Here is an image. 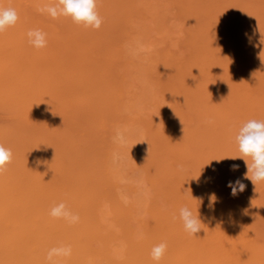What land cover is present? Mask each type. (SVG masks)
<instances>
[{
  "label": "rangeland",
  "instance_id": "374dc122",
  "mask_svg": "<svg viewBox=\"0 0 264 264\" xmlns=\"http://www.w3.org/2000/svg\"><path fill=\"white\" fill-rule=\"evenodd\" d=\"M56 3L57 0H0V8H14L19 16L14 26L0 33V65H9L6 71L0 68V144L11 150L10 163L17 159L19 163L21 160L20 164L26 163L25 160H29V157L25 158L28 156L26 153L32 151L46 153L56 149L55 151L65 155L63 159L70 157L71 161H74L80 156L94 159L92 165L98 169L103 167L106 149L111 148L112 151L116 149L113 151L114 154L112 153V161L119 174L115 191L120 194L124 205L131 202L133 207L135 206L134 212L137 217L147 219L153 209L169 211L173 205H170L171 201L167 203L170 197L165 194L166 189L154 181L155 171L160 169L167 156H170L162 149L163 144L160 143L157 148L156 144L160 140L173 142L177 139L179 144L184 146L189 145L187 143L190 139L192 145L196 140L202 141V137H205L203 140L206 141L211 138L210 135L216 138L227 124L234 126L236 123V126H241L251 119L264 120V114L262 115L264 112L260 109L261 106L264 107V0H97L96 10L102 18L99 29L76 24L70 17L58 16L54 19L47 12L40 11ZM36 28L47 34V46L41 49L34 48L28 43V31ZM260 59H263V62ZM71 71H77L78 77H96L95 79L101 83L94 92L84 91L83 95L74 94L77 87L66 89L62 85L65 90L58 95L53 88L48 90L44 88L47 81L52 82L63 73ZM18 80L30 87V92L26 93L24 98L22 96L24 101L20 102L14 100L18 98L15 96L18 94L12 93V89L14 90L12 82ZM21 85L18 86L19 92ZM109 87L119 91L117 97L120 98H116L118 99L116 103L108 99V96L107 99L104 98L105 95L100 96L110 90ZM85 95L86 97H83ZM80 96L86 99L81 97L76 100L75 97ZM250 97H253L252 103H255L254 98L256 99L258 109L254 104L255 107L252 106ZM244 99L246 102L250 100L247 108L245 105V108H241ZM63 100L64 102H61ZM23 103H26V107ZM229 104L234 108L232 113L235 112L237 115L234 113V118L233 116L230 118L231 123L227 121L224 123L223 119H227L230 114ZM212 107L213 109H210ZM46 109L51 112L47 113ZM23 110H27V113ZM252 111L255 113L254 117ZM212 112L214 113L212 116L217 114L214 118L215 123L210 122L213 119L208 117ZM223 112L226 113L222 114ZM242 114L246 115L242 117ZM149 123L150 125L153 123L152 126ZM208 124L211 125L210 128ZM154 125L159 130L153 128ZM200 128L207 133V137ZM152 129L153 131L149 133L148 131ZM161 130H164V134ZM117 131L124 134L123 142L114 141ZM210 131H213V134H210L212 133ZM216 131L217 133H214ZM152 133H156L155 135L160 133V137H155L154 134L150 137L149 134ZM166 133L171 137L165 135ZM216 134L219 135L215 136ZM177 141L174 143L179 145ZM194 145L192 146L196 152ZM151 149H154V152H151L150 156V151H153ZM75 150L81 155L73 156L72 151ZM208 150L204 149L209 154ZM159 154L160 156H157ZM152 156L156 158L155 161ZM36 159L34 161H38ZM181 160L180 163L185 162ZM84 162L86 160L81 162L82 166L85 165ZM150 162H153L154 167ZM188 165L190 170L193 168L196 170V158L190 161L188 159ZM257 186L259 187L257 190H261L258 199L264 198V182ZM163 195L168 196V199ZM257 202L258 206L255 204L251 212L254 213L252 215L247 213L246 217L250 218H247V221L248 223L250 221L248 227L253 228L252 234L254 232L255 236L263 241L264 202L261 204ZM256 213L258 214L255 215ZM251 219H255V225L253 224L255 228L251 225ZM259 220L260 222H257ZM259 229H262L263 233Z\"/></svg>",
  "mask_w": 264,
  "mask_h": 264
},
{
  "label": "bare ground",
  "instance_id": "6f19581e",
  "mask_svg": "<svg viewBox=\"0 0 264 264\" xmlns=\"http://www.w3.org/2000/svg\"><path fill=\"white\" fill-rule=\"evenodd\" d=\"M3 40L5 41V38ZM260 60L263 62V59ZM8 66L1 64L0 68H4L6 71L7 69H9ZM105 77L106 76H104V78ZM95 78H93L92 76L78 77L77 71H73V72L71 71V73H66V74L63 73L56 80L52 82L47 81L44 88H46L47 90L53 88V90H55V92H57L58 95L65 90L61 87L62 85L66 89L67 87L68 88L77 87V90L74 91V94L78 93V95L79 94L83 95L84 91H87L88 93H90L91 91L94 92L96 87H98V85L101 83V81L99 82ZM108 81L110 80H107V82ZM20 84H22L20 90L23 93L19 92L18 90L19 89L18 86ZM101 85L104 86L103 84ZM12 86H13L12 88H14V90L12 89V93L16 92L18 94L15 95L18 98L14 100H18L19 102L23 100L26 93L30 92L29 85L24 82L20 83V80L12 82ZM108 89L110 90L106 91L105 94L103 92V94L101 95L99 94V95L101 97H103L102 95H105L104 96L105 99H107L108 96L109 97L108 99H111L113 102L116 103V101L118 100L116 98L119 97V96L117 97L119 91L117 92V89L113 90V88L110 87ZM100 90H102L101 87ZM81 97L82 96L75 98L76 100H78L81 99ZM83 97H86V95ZM243 97L246 98L245 96ZM88 99H90V97H88ZM251 99L252 100L249 101L252 104V106L253 107L257 106L258 104H255L256 99L254 98L255 103L254 102L252 103L253 97ZM101 100L103 99L101 98ZM27 102H28L27 104L30 103L29 100ZM61 102H64V100ZM67 102L69 101L67 100ZM248 102H246V100L244 99L241 108H243L244 105L246 107ZM231 103L233 104V102ZM23 104H25L26 107V103ZM228 106L230 107V104ZM253 107L250 108L253 110L254 109ZM262 107L263 106L259 108L264 112L263 110L264 107L263 109ZM250 108H248V110H250ZM255 108L258 109V106ZM210 109H213V107ZM229 109L230 110H228V112H230V114H228L227 116L228 120L224 118L223 119L224 123L226 121L229 123L231 121L230 118L232 116L234 118V116L237 115L235 112H234L235 115L234 113H232L234 111L233 107L232 108L230 107ZM23 111H26L27 113V110H23ZM49 111H47V113ZM253 111L251 112V114L254 117L255 113ZM139 112L140 110L138 111V113ZM225 113L226 112H223L222 114ZM212 114L214 115V113L212 112L211 114H209L208 117L210 119H213L212 121L210 120V122L213 123L216 120V119L214 120V118L217 114L215 116H212ZM251 114L249 116H251ZM263 114L264 113H262V115ZM245 115L242 114V117H244ZM237 117L240 119L239 116ZM123 118L125 119V117ZM207 119L206 121H209ZM247 119H251V118H247ZM78 120L81 121V119ZM242 120L243 119L240 120V123H242L241 122ZM139 122L141 123V120H139ZM165 122L166 124L168 123L167 120ZM145 123L147 124V122ZM152 124L150 126H152ZM219 125L220 124H218V127ZM231 125L227 124L224 127V129H221L222 132L221 133L219 132L220 135L216 134L215 136L219 135L216 138H213L212 135H210L213 134V131H210L212 132L210 134L208 132V134L211 136L212 139L209 137L210 139L206 141L203 140L205 137L201 136L202 141L198 142L196 140V143H194L195 145L192 144L196 146L195 147L196 152L194 151V147L190 144V139H188L189 143H187L189 145L185 144L184 146L180 145L177 139L174 141H177L179 145L174 143V141L172 142L170 140H167L166 142H162V140H160V142L158 141L159 143L156 144V146L158 145L157 148H159L160 143L163 144L162 149H165V151H167V153L170 154V156H167V158L162 164H161L162 161L160 162L162 166L160 169L155 171L154 181L155 183H158L160 187L166 189L164 190V192L165 194L167 193L166 195L170 197L169 202L167 203H170L171 201L172 203H170V205L171 204L173 205L169 211L168 210L161 211L162 209L159 210V208L153 209L151 212H149L150 216L147 219H141V217L139 216L137 217L136 212H134L135 206L133 207L131 202L129 205H124V203L121 200L122 198L120 197V194L117 193V191H115V187L118 185L117 178L119 177V174L117 172L118 171L117 168L114 167L112 161V153L116 149L113 151L110 150L111 148L106 149L107 151L105 153L106 157L104 158L103 161V167L98 169H96V167L92 165L94 163V159H85L84 157L80 156L81 154L78 155L77 153L78 150H75L76 152L72 151L73 156L75 155L80 156V157H76L77 159L74 157L76 159V160L74 159V161H71L70 157L69 158L64 157L65 159H63L62 157L65 155H63L59 151H55L56 150L55 148H54L55 150H53L52 152L48 151L46 153L43 152L37 153L32 151L30 153H26L28 154V156L26 155L25 158L29 157V160H25L27 162L24 164H20L21 160L20 163L18 162V159L16 161L13 160L14 163L7 164L5 172L2 175H0V264H49L47 260L48 251L53 247H61V246H70L72 250L71 255L67 257L65 256L54 257L56 264H157V262L153 261L151 258V251L154 246L160 243H166L167 249L163 258L158 262V264H264V240H263L264 235L263 238L261 237L263 241H260L259 240L260 237L259 238L256 237L254 232L252 234L253 228L250 229V227H248L250 226L249 224L250 221L248 223L247 218L249 217H246L248 214L252 215L254 213V212L251 213L254 205L258 203L257 201H259L260 204L261 202H264V198L258 199L261 190L258 191L257 185L256 186L253 185V183L250 180L244 178V174L247 171L245 162L239 158L231 159L232 157L238 155L237 144L235 142V135L240 127L238 125L236 126V123L234 126ZM169 126L170 125H168V127ZM210 126L211 125H209L208 128H210ZM215 126L217 128L216 124ZM215 126H212V128L213 127L215 128ZM221 127L223 128V126ZM153 128L155 129L157 128L156 130H159V128L156 127V125H154ZM172 129L173 131H175L174 128ZM202 129L200 131H202ZM152 131L153 129L148 132L151 133ZM161 131L164 134V130ZM217 131L214 133H217ZM202 133L207 137V133L203 131ZM153 134L154 133L149 134V136L153 137ZM159 135H155V137L156 136L158 137ZM165 135H167V133ZM169 135L170 134H168L167 136ZM170 137L171 136H169V138ZM70 140L72 141L71 138ZM156 140H158V138H156ZM113 145H115V143ZM113 145L112 148L114 147ZM116 146L118 147V145ZM202 146L203 147L206 146V147L203 148ZM204 149L206 150L209 149L208 151H210V153L208 154V152H205ZM151 150L153 151H150V153L154 152V149ZM68 154H70V152ZM86 155L85 157L88 158V156ZM151 155L152 153L150 154V156ZM157 156H160V154ZM50 157L52 158L49 160L48 158ZM35 158H37L36 160L38 161H34ZM192 158H196V166H195L196 170L195 168H193L194 171L193 169L190 170L189 168L190 164L188 165V159L190 161V159ZM147 159L149 160L150 157ZM181 159H183L185 162L180 163ZM85 160H86V162H84L85 165L83 164L84 166H82L81 164ZM150 163H152L151 166L154 167L153 162ZM233 164L239 165V168L233 170L231 167ZM148 166L150 165L148 164ZM12 167L13 169L11 170ZM123 174L125 173H122V175ZM237 179H240L246 185V188L243 192H237V194L233 196L231 194V189L227 185L229 181L234 182ZM183 191L185 194H183ZM168 196H166L167 198L166 197L165 198L168 199ZM61 202L65 203L72 210L74 214L78 215L79 217L78 221L74 223H70L63 218H54L49 214L51 208L54 205ZM158 205H156V207ZM185 206L190 208L194 212V214L199 215L203 223L201 225L202 228L201 232L195 236L189 235L188 232L185 231L183 227V223L179 219V210ZM254 211L256 212L257 210ZM262 213L264 214V212ZM257 214L258 213H256L255 215ZM251 220H252L251 225L255 228L254 226L255 219L254 220L251 219ZM257 222H260V220ZM259 231L261 232L262 229L261 230L259 229Z\"/></svg>",
  "mask_w": 264,
  "mask_h": 264
},
{
  "label": "clouds",
  "instance_id": "9594fccd",
  "mask_svg": "<svg viewBox=\"0 0 264 264\" xmlns=\"http://www.w3.org/2000/svg\"><path fill=\"white\" fill-rule=\"evenodd\" d=\"M97 0H57L55 5L46 6L40 11L47 12L52 18L58 16L70 17L76 24L85 27L99 29L102 25V18L97 10ZM19 16L14 8H0V33L7 28L14 26ZM28 43L34 48L41 49L47 46V34L41 29H31L27 33ZM114 141L123 142L124 134L117 131ZM238 155L231 159H242L245 162L247 171L244 178L250 180L253 185L264 182V120L251 119L243 123L236 135ZM12 152L3 144H0V175L6 170V165L11 162ZM217 161V160H216ZM232 169H238L239 165L233 164ZM231 189V194L235 196L237 192H243L246 185L240 180L229 181L227 185ZM54 218H63L70 223L78 221V215L63 202L54 205L49 213ZM179 219L189 235H197L201 232L203 224L200 216L187 206L179 210ZM167 249L166 243L157 244L152 248L151 258L158 262L163 258ZM70 246L53 247L48 251L47 260L49 264H56L54 257L70 256Z\"/></svg>",
  "mask_w": 264,
  "mask_h": 264
}]
</instances>
